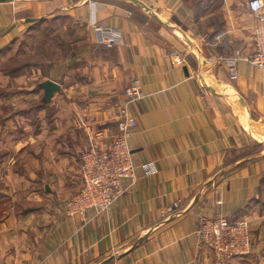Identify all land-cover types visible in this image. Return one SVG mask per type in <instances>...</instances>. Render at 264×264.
<instances>
[{"label":"crops","instance_id":"obj_1","mask_svg":"<svg viewBox=\"0 0 264 264\" xmlns=\"http://www.w3.org/2000/svg\"><path fill=\"white\" fill-rule=\"evenodd\" d=\"M13 1L0 2V34L27 7L35 14L72 15L94 44L93 23L122 33V43L99 44L108 55H90L89 82L74 79L67 88L88 129L118 132L120 94L132 79H140L145 95L131 106L137 181L126 182V192L108 210L82 220L65 215L64 201L76 187L68 194L57 174L53 184L44 182L39 205L1 209L0 260L221 264L200 244L198 227L202 216L225 215L250 221L253 249L224 264H264V149L252 155L255 145L264 144V70L241 61L233 79L225 66L212 64L217 54L253 50L256 19L248 0H142L163 22L117 0ZM17 29L0 35V47ZM181 53L183 66L174 62ZM87 91L93 94L88 111L77 103ZM144 163H152L153 172H145ZM75 177L70 182L80 185ZM8 198L0 192V200Z\"/></svg>","mask_w":264,"mask_h":264},{"label":"rangeland","instance_id":"obj_2","mask_svg":"<svg viewBox=\"0 0 264 264\" xmlns=\"http://www.w3.org/2000/svg\"><path fill=\"white\" fill-rule=\"evenodd\" d=\"M48 13L35 14L30 7L16 11L12 29H18L0 47V192L10 196L0 200V211L39 205L36 199L45 195L44 182L53 184L57 174L67 182L68 194L76 187L74 195L80 185L70 179L76 176L79 181L84 154L92 146L111 144L115 136L106 135L104 128L84 126L67 89L74 79L89 82L90 55H108L105 46L90 41L86 25L72 15ZM26 17L38 19L25 22ZM48 79L61 87L45 102L41 83ZM92 98L88 92L77 103L88 111ZM98 130L104 135L98 137ZM262 149L264 144L255 145L252 155Z\"/></svg>","mask_w":264,"mask_h":264},{"label":"built area","instance_id":"obj_3","mask_svg":"<svg viewBox=\"0 0 264 264\" xmlns=\"http://www.w3.org/2000/svg\"><path fill=\"white\" fill-rule=\"evenodd\" d=\"M247 7L254 15L256 23L252 28L253 50L243 52L240 48L230 54H217L212 59L215 66H225L233 79L239 75V63L247 62L264 70V0H248ZM96 41L107 47L123 42L119 30H110L93 23ZM174 62L183 66L186 55L177 54ZM140 79L134 78L124 88V99L120 102L117 115L118 132L113 141L105 146H92L84 154L80 170V189L64 201L63 211L71 218L88 220L91 211L99 214L108 210L126 192V182L138 179L137 165L133 157L130 138L137 126V119L131 106L144 98ZM104 135L98 130L96 135ZM145 172H153L152 163L142 164ZM171 210V209H170ZM198 235L200 244L212 252L221 264L248 255L253 249L251 223L246 218L232 220L225 215L199 220ZM0 264H13L0 260Z\"/></svg>","mask_w":264,"mask_h":264},{"label":"water","instance_id":"obj_4","mask_svg":"<svg viewBox=\"0 0 264 264\" xmlns=\"http://www.w3.org/2000/svg\"><path fill=\"white\" fill-rule=\"evenodd\" d=\"M6 1H13V0H0V2H6ZM117 1H123V2L130 3V4L140 8L141 10L145 11L147 14L152 16L157 21L163 22L162 15H160V13L158 11H156L152 5H148L145 2H143L142 0H117ZM37 19L38 18H36V17H26L23 20L25 22H33V21H36ZM13 26H14V24L11 25L6 31L7 32L10 31L13 28ZM205 60H206L205 57H200L201 67H204V61ZM184 70H187V66H184ZM41 87L45 90L43 101L48 102L53 97L55 92L60 89V83L55 81V80L48 79V80L43 81L41 83Z\"/></svg>","mask_w":264,"mask_h":264}]
</instances>
